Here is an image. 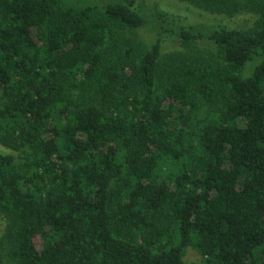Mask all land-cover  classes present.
Wrapping results in <instances>:
<instances>
[{"label":"trees","instance_id":"16d2710c","mask_svg":"<svg viewBox=\"0 0 264 264\" xmlns=\"http://www.w3.org/2000/svg\"><path fill=\"white\" fill-rule=\"evenodd\" d=\"M136 1L0 0L14 264H197L190 247L203 264H264V0H175L256 17L183 28V44L215 46L199 57H164L161 38L122 45L147 25Z\"/></svg>","mask_w":264,"mask_h":264},{"label":"rangeland","instance_id":"374dc122","mask_svg":"<svg viewBox=\"0 0 264 264\" xmlns=\"http://www.w3.org/2000/svg\"><path fill=\"white\" fill-rule=\"evenodd\" d=\"M118 0H65L70 6L85 7L103 6ZM134 9L146 17L147 25L141 30H127L123 34L122 45L142 42L149 44L157 38L162 39L163 55L167 57L172 54H183L188 57H199L207 55L215 50V46L207 38L193 42L190 45L183 44L178 36L183 28L191 30L195 28L201 30L205 35L222 26L237 29H248L254 25L256 17L252 14H240L233 18L227 16L211 15L201 9L175 0H137ZM255 63L249 64L242 72L243 76L252 74ZM201 117H196L191 130H199ZM0 151L10 152L0 146ZM19 155V154H18ZM8 226L6 218L0 214V234L5 238L3 242V256L6 264H14L12 243L10 237L5 232ZM6 236V237H5ZM186 263L203 264L204 258L194 248L190 247L185 253Z\"/></svg>","mask_w":264,"mask_h":264}]
</instances>
